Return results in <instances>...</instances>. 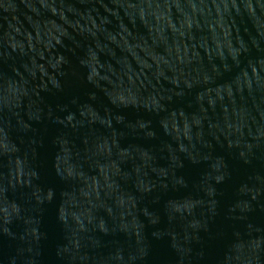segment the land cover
I'll return each instance as SVG.
<instances>
[{
    "label": "water",
    "instance_id": "obj_1",
    "mask_svg": "<svg viewBox=\"0 0 264 264\" xmlns=\"http://www.w3.org/2000/svg\"><path fill=\"white\" fill-rule=\"evenodd\" d=\"M0 264H264V0H0Z\"/></svg>",
    "mask_w": 264,
    "mask_h": 264
}]
</instances>
